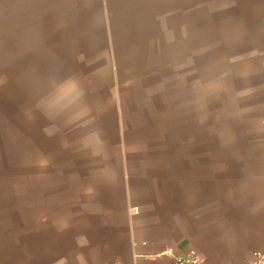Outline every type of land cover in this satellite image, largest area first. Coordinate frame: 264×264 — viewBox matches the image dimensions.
I'll list each match as a JSON object with an SVG mask.
<instances>
[{
    "label": "rangeland",
    "instance_id": "374dc122",
    "mask_svg": "<svg viewBox=\"0 0 264 264\" xmlns=\"http://www.w3.org/2000/svg\"><path fill=\"white\" fill-rule=\"evenodd\" d=\"M6 4L0 0L7 263L20 262L29 236L59 216L78 176L98 185L125 172L133 180L156 174L166 144L264 143V0H166L146 50H65L67 24L54 22L53 8L39 21ZM117 26L118 34L124 24Z\"/></svg>",
    "mask_w": 264,
    "mask_h": 264
},
{
    "label": "crops",
    "instance_id": "0c3cea01",
    "mask_svg": "<svg viewBox=\"0 0 264 264\" xmlns=\"http://www.w3.org/2000/svg\"><path fill=\"white\" fill-rule=\"evenodd\" d=\"M4 1L39 21L43 8L45 17L55 8L54 22L67 24L65 50H146L150 23L159 15L163 23L166 6V0ZM118 23L124 27L117 34ZM73 61L71 70L79 71ZM165 147L156 174L133 180L125 172L98 185L78 176L75 183L87 190L73 191L58 217L44 219L49 227L29 236L25 257L10 264H172V256L190 250L202 264H250L254 252L264 253V143ZM0 264L9 263L0 257Z\"/></svg>",
    "mask_w": 264,
    "mask_h": 264
},
{
    "label": "built area",
    "instance_id": "2783aa9c",
    "mask_svg": "<svg viewBox=\"0 0 264 264\" xmlns=\"http://www.w3.org/2000/svg\"><path fill=\"white\" fill-rule=\"evenodd\" d=\"M202 259L195 250L179 255L172 256V264H202ZM250 264H264V253L254 252Z\"/></svg>",
    "mask_w": 264,
    "mask_h": 264
}]
</instances>
